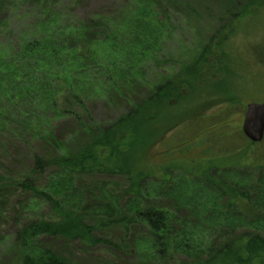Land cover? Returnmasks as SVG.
<instances>
[{"label": "trees", "instance_id": "obj_1", "mask_svg": "<svg viewBox=\"0 0 264 264\" xmlns=\"http://www.w3.org/2000/svg\"><path fill=\"white\" fill-rule=\"evenodd\" d=\"M262 2L246 0L241 15ZM16 3H34L36 12L30 32L23 35L19 46L0 50V132L18 145L22 139L37 145L29 163L19 160L9 164L0 160V202L17 187L20 192L32 193L39 203L50 206L51 213L47 218L31 219L18 231L15 264H74L60 252L36 242L41 235L79 240L87 245L99 242L97 231L116 227L126 237L136 223L148 229L150 240L146 252L153 262L264 264V234L221 233L218 225L229 223L231 215L208 222L206 216H196L199 227H213L211 233L197 237L191 228L187 229L185 220L174 218L171 211L158 205L144 207L148 202L144 201L147 199L145 180L151 177L161 183L170 176L167 171L170 167L182 168L194 177H202V184L214 187L217 196L224 198V208L236 209L245 217L254 215L252 226L264 228V217L256 216L257 209L264 207V174L259 173L255 179L236 177L241 180L234 184L220 177V183L199 169L202 165L199 162L185 164L174 157L158 166L143 161L148 147L156 140L158 144L164 138L177 140L175 131L170 135L165 132L176 122L173 115L166 128L158 126L161 109L169 106L172 99H179L181 87L200 73L197 64H190L174 79L148 85L146 96L137 97L139 59L158 49L163 42L161 28L171 18L165 15L162 0H126L117 15L96 13L72 23L66 21L64 26V13L56 11L53 5H46L44 0H16ZM220 32L218 36L222 40ZM164 33L168 34L167 29ZM112 55L118 59L122 55L127 59L134 57L131 69L115 65ZM200 55L201 64L204 54ZM96 64L100 67L97 81L105 93V101L118 104L125 101L128 106L117 119L103 126L94 125L93 118L89 119L82 89L86 82L80 78L84 73L94 75L92 68ZM86 68H91L88 73L84 71ZM65 118L73 121L75 128L62 134L57 123ZM79 137L83 140L76 146L71 147L67 142ZM8 165L13 169L5 171ZM258 165L264 168V163ZM99 171L124 177L128 197L125 205L119 203L111 187L106 189L98 184L81 186L85 191L71 198L62 195V190L73 191L76 185L80 186L79 177ZM42 173L46 183L39 189L37 176ZM138 242L135 239L132 248L138 247ZM174 251L183 253V260H169Z\"/></svg>", "mask_w": 264, "mask_h": 264}, {"label": "rangeland", "instance_id": "obj_2", "mask_svg": "<svg viewBox=\"0 0 264 264\" xmlns=\"http://www.w3.org/2000/svg\"><path fill=\"white\" fill-rule=\"evenodd\" d=\"M44 1L46 5H53L56 11L64 13L62 26L66 21L72 23L77 18H90L96 13L117 15L126 2ZM33 5L17 4L16 0H0V50L7 46H19L23 35L30 32L29 27L34 22L36 12ZM162 6L165 15L171 18L169 21H166L167 18L163 20L169 23L161 28L163 42L158 49L154 54L142 55L139 59L136 67L139 77L137 97L146 96L148 85L172 80L190 64H197L200 73L191 78L189 84L181 87L179 99H172L169 106L161 109L158 126L166 128L168 119L173 115L176 122L165 132L170 135L175 131L177 140L166 141L164 138L159 144V140H156L152 147H148L143 161L158 166L174 157L185 164L199 162L202 164L199 169H203L208 177L218 182L221 177L231 184L241 180L236 177L255 179L259 173L263 175L264 168L261 169L262 166L258 164L264 163V135L261 141L252 142L244 135L241 124L247 103L256 100V89L264 84V2L251 7L243 15L241 11L246 7V0H162ZM166 29L168 34L165 35ZM220 30L223 33L222 40L218 36ZM214 49L216 51H212ZM201 52L204 54V63L200 64L198 59ZM111 58L116 61L115 65L119 64L124 70L131 69L134 60V57L127 59L124 55L120 59L114 55ZM92 69L94 75L84 73L80 76L87 84L84 83L85 88L82 87L85 106L89 119L93 118L92 123L103 126L117 119L128 106L125 101L119 104L105 101V93L97 81L99 64ZM57 128L65 134V131H73L75 123L65 118L57 123ZM22 140L21 145H18L17 141L10 140L7 134L0 132L1 162L12 164L19 160L21 163L31 161L32 150L37 144H27L25 139ZM82 140L83 137L71 138L67 142L72 147ZM12 169L8 165L5 171ZM167 171L170 176L166 181L156 182L151 177L145 180L147 199L144 201L148 202L144 207L158 205L161 209L171 211L174 218L185 220L187 229L191 228L197 237L211 233L213 227H199L196 216H206L207 222L209 219L233 216L234 219L229 223L218 225L222 234H240L242 231L264 234V228L252 226L254 215L245 217L243 212L224 208V198L217 196L214 187L202 184V177H194L182 168L170 167ZM37 181L38 188L43 189L45 174L38 175ZM77 183L80 186L76 185L73 191L62 190V195L71 198L85 191L82 187L98 184L106 189L111 187L120 204L125 205L128 200L122 175L109 176L99 171L79 177ZM9 192L5 200L2 198L4 202H0V264H15V237L19 230L31 219L47 218L51 213V207L39 203L32 193L20 192L17 187ZM31 206H35L37 211L31 210ZM257 210L256 216L264 217V207ZM124 236L114 227L97 231L99 242L94 244L85 245L79 240L66 241L61 237L46 235L39 236L36 242L60 252L74 264H160L148 259L146 249L150 236L145 225L136 223ZM135 239L141 243L138 242L139 246L134 249L132 244ZM170 256L169 260L181 261L184 254L174 251Z\"/></svg>", "mask_w": 264, "mask_h": 264}, {"label": "water", "instance_id": "obj_3", "mask_svg": "<svg viewBox=\"0 0 264 264\" xmlns=\"http://www.w3.org/2000/svg\"><path fill=\"white\" fill-rule=\"evenodd\" d=\"M241 129L252 142H259L264 135V100L246 105Z\"/></svg>", "mask_w": 264, "mask_h": 264}, {"label": "flooded vegetation", "instance_id": "obj_4", "mask_svg": "<svg viewBox=\"0 0 264 264\" xmlns=\"http://www.w3.org/2000/svg\"><path fill=\"white\" fill-rule=\"evenodd\" d=\"M256 94L257 96L255 101L262 102L264 100V84L260 88L256 89Z\"/></svg>", "mask_w": 264, "mask_h": 264}]
</instances>
